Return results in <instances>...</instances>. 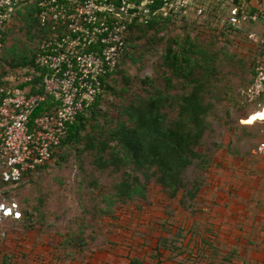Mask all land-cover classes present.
I'll return each instance as SVG.
<instances>
[{
    "label": "rangeland",
    "instance_id": "374dc122",
    "mask_svg": "<svg viewBox=\"0 0 264 264\" xmlns=\"http://www.w3.org/2000/svg\"><path fill=\"white\" fill-rule=\"evenodd\" d=\"M245 1L238 0L240 4ZM234 3V0L213 1L200 18L198 30L184 32L179 23L176 27L164 26L159 34L148 31L143 39H138L139 34L135 33L119 73L108 81L122 95L107 92L98 108L100 123L107 119L117 122V108L128 104L133 92L141 89V80L157 79L162 74L167 40L187 33L198 37L202 47L208 48L215 58L223 78L216 89L221 100L216 104L212 100L215 109L209 121L213 129L199 150L214 158L200 194L190 199L182 190L185 204L181 205V195L168 200L161 187L151 182L146 200L136 198L128 205L119 202L113 205L116 186L127 168L120 172L103 169L93 153L84 151L81 145L63 147L48 167L19 186L2 190L0 204L17 203L23 217L18 222L15 219L0 222V264H111L115 259L109 256L118 252L129 255L130 260L138 259L145 254L143 244L150 245L157 235H166L167 245L177 248L173 261H180L186 254L191 262L199 264H229L227 255L238 244L233 238L226 240V236L244 226L241 236L255 235V230L250 229L257 226H250L245 218L263 221L264 225V152L258 150L264 140L261 130L248 127L259 124L253 113L261 109L248 106L240 96L261 56L259 43L248 36L254 34L256 40H261L264 27L261 22L253 23L248 25L251 32L246 34L229 26L233 10L229 6ZM247 5L251 6L250 0ZM213 8L215 12L208 14ZM17 17L0 59V76L8 73L9 80L27 72L22 67L13 68L12 64L20 62L25 51L32 58L38 45V39L31 40L26 35L28 28L21 15ZM224 23L227 26L222 28ZM147 37H153V46L148 44ZM162 37L164 41H160ZM125 85H129V91L123 92ZM157 85L164 88L163 81ZM176 91L177 88L173 90ZM92 114L88 112L87 116ZM94 124L92 121L91 126ZM91 126L88 132L92 131ZM196 174L194 166L185 172L184 180L190 183ZM113 213L116 218H108ZM262 225L258 232H264ZM258 245L260 248L263 244Z\"/></svg>",
    "mask_w": 264,
    "mask_h": 264
},
{
    "label": "built area",
    "instance_id": "2783aa9c",
    "mask_svg": "<svg viewBox=\"0 0 264 264\" xmlns=\"http://www.w3.org/2000/svg\"><path fill=\"white\" fill-rule=\"evenodd\" d=\"M209 2L213 0H0V57L3 36L25 6H37L44 33L31 69L16 86H0L2 183L17 187L54 160L69 126L96 103L103 81L121 64L134 22H146L156 3L165 13L191 9L202 17ZM230 21L264 27V0L255 14L233 10ZM261 46L253 82L242 92L247 104L261 109L257 122H264V36ZM21 217L17 203L0 204V222Z\"/></svg>",
    "mask_w": 264,
    "mask_h": 264
},
{
    "label": "trees",
    "instance_id": "16d2710c",
    "mask_svg": "<svg viewBox=\"0 0 264 264\" xmlns=\"http://www.w3.org/2000/svg\"><path fill=\"white\" fill-rule=\"evenodd\" d=\"M141 1L143 0H133L135 3ZM212 3L209 2L210 5ZM235 4H239L238 0ZM213 10L214 8L208 14L214 13L215 10L214 12ZM243 11L245 10L239 8V15L243 14ZM37 12V6L33 4L25 6L18 12V16L21 15L28 28L26 35L31 40L38 39V45L32 58H29L25 51L20 62H13V68L22 67L30 70L34 65L38 46L44 39V33L36 17ZM191 13H193L191 9L182 13H165L162 11V4L156 3L151 17L146 22H134L130 28L129 41L121 64L113 74L108 76V79L103 81V89L96 103L80 115L73 125L69 126L68 133L62 141L60 150L69 145L74 147L79 144L84 151L93 153L92 155L97 158L103 169L113 168L115 172H120L123 168H127L121 182L116 186L113 205H117L118 202L128 205L136 198L146 200L150 193L151 182L161 187L168 200H175L181 195V205H183L185 198L181 191L185 190L190 199H195L211 173L209 169L214 164L213 156L199 150L207 133L213 129L209 117L215 109L216 102L221 100V94H217L219 90L216 92V89L223 78L215 65V58L208 48L202 47L198 37L193 38L187 33V36L168 38L161 65L162 74L157 79L148 77L141 80V89L133 92L128 104H122L117 108L119 113L117 122H114V119H111V122L107 119L100 123L97 119L100 113L99 105L107 92L112 90L116 96L122 95V92L113 90L108 81L119 73L134 34L138 33V39H143L148 31H155L159 34L164 26L171 24L176 27L179 23L183 25L180 29L184 32L198 30L200 29V18L205 15L198 17ZM17 19L18 17L3 36L4 52L7 49L9 35L13 31V24ZM224 26H227L226 23L222 24V28ZM147 39L148 44L153 46L152 43L155 42L153 37H147ZM164 40L165 38H160V41ZM7 74L0 76V86H16L24 76V73L20 75L17 73V79L15 77L9 80L10 76L8 77ZM254 77L255 70L248 85L240 90V96L246 104L242 92L253 82ZM13 79L15 82H12ZM162 81L164 88L157 85ZM128 86L125 85L122 91L128 90ZM176 88L178 91L173 92ZM212 100H215V104ZM251 107L258 108L257 106ZM88 112L93 114L88 117ZM92 121L95 124L91 126ZM90 126L92 131L88 132ZM216 146L219 145L216 144ZM194 166L197 169L196 177L194 181L188 183L184 180L185 172ZM201 171H203L202 175ZM7 187L11 186L4 185L0 179V194ZM119 209L122 208L117 210ZM21 214L23 217V210ZM115 215L116 213H113L108 218L115 219ZM18 221L19 219H15V222Z\"/></svg>",
    "mask_w": 264,
    "mask_h": 264
},
{
    "label": "crops",
    "instance_id": "0c3cea01",
    "mask_svg": "<svg viewBox=\"0 0 264 264\" xmlns=\"http://www.w3.org/2000/svg\"><path fill=\"white\" fill-rule=\"evenodd\" d=\"M213 1L215 2V0H213ZM234 1L236 2V0H234ZM247 1L248 0H246L242 4L239 3L240 5L234 3V4L230 5L229 8H233V10L242 8L248 14L257 13L259 8H260L261 2H257V0H250L251 6H248ZM236 5H238V6H236ZM228 11L229 10L227 9V12ZM229 17L230 18H229L228 23H229V25L231 24L230 26H232L233 24L230 21L231 17H232V13L229 14ZM252 24H253V22H247V23L241 24V26L233 25L232 27H234V29L244 30V31H246V34H247L248 32H251V31H249V29L247 27H248V25H252ZM251 35H254V34H251ZM250 36H248V39L257 41V43H259V47L261 49L262 48L261 40H256V35H254L253 39H251ZM263 36H264V34H263ZM260 52L262 53V51H260ZM261 53H260V55H261ZM248 127L250 129H253V130L257 129V131L261 130L260 131V132H262L261 136L263 137V140H264V122H259V124H257V125L254 124V125L248 126ZM263 142H262V144H264ZM258 150H261L262 151L261 153L264 152V149H261V148L259 149V147H258ZM254 153H256V152L254 151ZM245 219L250 224V226H253V224H255V226H257L256 229H250V231H252V232H253V230H255V232H253V233H255V235L250 234V235H246V236H241V233H243V231H245V229H246V226H244V227H241V230H239L238 232L231 233L232 236H226V240H230L233 238L234 242H236V244H238V245L234 244V247H237V246L238 247L234 251H232L231 253H229L227 255L228 258L226 260H228L229 264H264V249L263 250L261 249L264 246V232H258L257 231V228L262 225L263 221L251 222L247 218H245ZM247 222H245L242 225H245ZM159 225L161 226L163 224L161 223ZM262 230H264V225H262ZM161 231H163V230H161ZM165 237H166V235L165 236L164 235H161V236L157 235V237L152 238V240H151L152 242L150 243V245L148 244V246H147L144 243L143 244L144 249H142V251H144L145 254H142L141 256L139 255L140 257L138 259H131L130 260L129 255H124L122 253L116 252L117 253L116 255L109 256V258L115 259V261L111 260L112 261L111 264H134V263L135 264L136 263L137 264H199L196 261L191 262V259L189 257H187L186 254H184L185 256H183L180 261L179 260L173 261L172 257L174 256L173 252H174L175 247L168 246ZM258 242L263 244L262 246H260V248H259ZM118 248H120V246ZM175 249H177V248H175ZM181 251H183V250H181ZM179 254L182 255L181 253H179ZM127 256H129V257H127ZM85 264H88V262H85Z\"/></svg>",
    "mask_w": 264,
    "mask_h": 264
},
{
    "label": "bare ground",
    "instance_id": "6f19581e",
    "mask_svg": "<svg viewBox=\"0 0 264 264\" xmlns=\"http://www.w3.org/2000/svg\"><path fill=\"white\" fill-rule=\"evenodd\" d=\"M258 113V112H257ZM257 113H253V114H255L256 116H255V119H257V121L259 120V118H262V116H263V113L262 112H260L259 114H257ZM252 114V115H253ZM252 115H250V117L252 116Z\"/></svg>",
    "mask_w": 264,
    "mask_h": 264
}]
</instances>
